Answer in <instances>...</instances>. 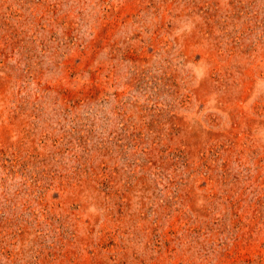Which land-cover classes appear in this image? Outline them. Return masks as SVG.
Instances as JSON below:
<instances>
[{
	"label": "rangeland",
	"instance_id": "374dc122",
	"mask_svg": "<svg viewBox=\"0 0 264 264\" xmlns=\"http://www.w3.org/2000/svg\"><path fill=\"white\" fill-rule=\"evenodd\" d=\"M0 264H264V0H0Z\"/></svg>",
	"mask_w": 264,
	"mask_h": 264
}]
</instances>
